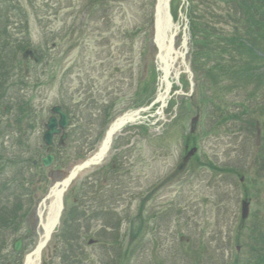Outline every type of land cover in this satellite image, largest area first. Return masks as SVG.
<instances>
[{
    "label": "rangeland",
    "instance_id": "rangeland-1",
    "mask_svg": "<svg viewBox=\"0 0 264 264\" xmlns=\"http://www.w3.org/2000/svg\"><path fill=\"white\" fill-rule=\"evenodd\" d=\"M18 1L22 7H19L16 16L12 18L9 32L20 42L30 40L31 47L28 51L32 54L27 59H22L24 53L18 54L17 59L20 62L22 59L23 67L16 68L15 71L21 70V83H25L20 85L24 89L20 93L25 92L27 98L31 99L33 110L39 112L30 118L31 123H26L27 128L35 127L36 121L39 123L38 131L29 141L31 154H24L27 159L34 160L46 155L44 123L51 116L54 106L65 101L71 105H83L89 99L101 104L115 101L117 110L113 115L117 117L126 111L139 109L135 97L142 85L146 84L156 88L153 100L151 99V105L154 104L141 113L143 119L140 124L130 126H146L147 136L141 129H124L116 136L113 150L104 163L111 165L112 157L116 155L125 157V164L131 165L125 188L128 191L133 187L139 191L146 189L149 183L155 186L174 172L184 155L187 138L191 139L192 145H196L198 152L197 160L189 165L188 172L183 177L184 183L188 181L187 177L190 181L182 202L184 207L189 208V219H184L183 222L180 217H175L152 237L153 248L156 244L161 245L159 251L152 248L132 258L131 254H125L129 239L134 238L127 231V222L123 225L125 234L120 239L123 247L119 249H107L93 243L112 240L104 229L108 228L107 225H112L101 219L83 220L81 228L73 227L75 229L71 231L78 233V238H72L70 232H65L62 223L64 217L66 219L73 208L80 209L82 181L99 169L92 167L82 173L67 191L61 225L44 249L41 264H195L193 254L197 249L204 256V264H248L247 258L251 254L249 245L259 246V238L263 235L261 246H264V117L253 127L240 119L239 122L231 119L218 124L220 119L214 116L213 106L205 101L206 95L211 96L212 89L218 91L217 97L225 95L226 112L239 113L242 120L246 121L247 116L242 115L244 110L240 105L251 102L248 94L253 89L239 85L241 87L225 90L224 84L217 82L210 87L208 83L211 79L205 80L203 70L199 75L195 73L192 40H189L186 52L183 46V34H188L186 30L189 23L182 17L187 15L189 1L182 0L181 7L177 8L178 16L174 19V24L179 30L174 39V49L178 53H186L185 62L191 67L195 90L190 97L189 77L179 58L171 75L174 82L172 92L181 89L184 96L177 93L165 109L161 108V103L154 102L165 88L162 66L158 60L159 49L153 41V17L157 0H114L109 2L107 10L98 8L94 16L91 13L93 7L88 6L89 0ZM180 9L184 10L183 15ZM222 46L226 47L225 44ZM208 65L205 64V68ZM153 68L158 76L151 83ZM150 91L149 89V94ZM1 98L4 96L0 100ZM182 98L187 99L184 110L180 106ZM173 100H177L179 105L171 109L170 103ZM147 105L148 103L140 108ZM65 106L74 114L72 127L68 132L80 120L83 127L80 138H67L61 147H57L58 151H62L61 159L65 165L59 166L55 162L50 170L31 165L27 169L29 174L32 173L30 180L19 179L17 169L6 172L0 170V255H4V258H0V264L10 261L24 263L25 257L35 250L43 236L37 211L49 190L54 187L53 182L64 180L75 165L95 155L101 146L102 140L93 138L102 137L107 129L99 127L104 119H98V112L92 109L89 112L80 106L83 111L76 113L73 111L75 108ZM198 113V129L195 137H189L191 119ZM172 124L176 126L172 127ZM15 138L16 135L12 134L10 139L5 137L1 142L5 143L4 146H10L13 144L12 140L17 141ZM76 138L80 140L78 143L74 142ZM128 140L130 144L126 145L124 142ZM1 142L0 153L6 155L8 152L1 148L4 147ZM127 146L131 147L125 150L124 147ZM10 159L11 163L17 162L15 156ZM210 164L218 169L212 170ZM108 168L104 170L107 171ZM40 172L46 175V182L34 183L35 194L32 196L29 186L26 187L25 184L32 182L33 175L36 182ZM92 177L97 179V174ZM175 185L174 191L179 189L178 184ZM32 187L33 184L30 188ZM123 196L126 198L119 201L118 208L123 209V212L129 205L130 212L136 214L139 202L134 204L130 202L128 195ZM159 197L167 198L166 201L160 199L164 204L173 194L168 190ZM245 200L249 204V213L242 220V202ZM28 234L31 235L24 239ZM22 237L24 242L18 257L13 247L16 240ZM199 264L203 262L200 261Z\"/></svg>",
    "mask_w": 264,
    "mask_h": 264
},
{
    "label": "trees",
    "instance_id": "trees-1",
    "mask_svg": "<svg viewBox=\"0 0 264 264\" xmlns=\"http://www.w3.org/2000/svg\"><path fill=\"white\" fill-rule=\"evenodd\" d=\"M0 0V97L10 89L18 87L16 84H23L21 81H10L12 75H17L14 70L21 68V62L17 59L18 54L23 53L31 47L30 40L20 42L9 32L12 25V18L16 16L19 7H22L18 0ZM114 0H89V7H93L92 15H96L97 9L107 10L109 2ZM121 1V0H116ZM189 7L186 10L189 19V26L192 35L193 57L195 73L210 78L208 85L213 83L224 84V89L249 86L252 92L248 94L249 101L241 103L243 114L247 116L246 121L242 120L239 113L226 112L225 95L217 97L218 91L211 90V96H207L205 101L214 109V116L220 119L218 124L228 120L236 119L238 122H247L249 126L257 125V122L264 117V0H188ZM6 2V4H5ZM182 0H174L172 13L174 18L178 16V9ZM5 4V7L3 6ZM8 6V7H7ZM106 8V9H105ZM178 8V9H177ZM20 11V10H19ZM184 12V10H182ZM92 21V19H90ZM150 22V21H149ZM225 44L226 47H223ZM231 46V48H229ZM11 55L13 56L11 58ZM241 58V59H239ZM208 63H210L208 65ZM207 64V68H205ZM23 67V66H22ZM21 75V73H19ZM157 72L152 70L151 83L156 81ZM27 84V83H26ZM213 87V86H212ZM248 88V87H247ZM149 89L150 94L148 93ZM16 92V88L14 89ZM248 90V89H247ZM156 88L146 84L142 85L140 92H137L135 100L136 106L140 107L151 103L152 96ZM216 95V96H215ZM13 100L16 93H13ZM0 100V110L1 102ZM153 100V99H152ZM18 106L21 109L27 107V102L17 98ZM170 108L179 105L177 100H173ZM181 110L186 109L187 99H181ZM233 105V104H232ZM240 119V120H239ZM17 128H20L21 138L17 145L25 148L28 143L26 130L24 131L23 118H17ZM172 127L176 125L172 124ZM16 128V129H17ZM215 128V126H214ZM145 130V127L141 128ZM80 140L76 138L75 143ZM262 155V154H261ZM12 156H10L11 158ZM16 157V156H15ZM5 155L0 154V166H4L5 160L11 161ZM264 158V154L262 155ZM261 158V159H262ZM14 163H17L14 161ZM211 165V164H210ZM216 170V167L211 165ZM71 220L74 221L77 214L71 213ZM9 220V219H8ZM68 223V222H67ZM66 232V230H65ZM74 234V233H73ZM261 234V233H260ZM262 237V238H261ZM259 246H251V254L247 258L248 264H264L263 235L259 238ZM262 241V242H261ZM264 245V244H263Z\"/></svg>",
    "mask_w": 264,
    "mask_h": 264
},
{
    "label": "flooded vegetation",
    "instance_id": "flooded-vegetation-1",
    "mask_svg": "<svg viewBox=\"0 0 264 264\" xmlns=\"http://www.w3.org/2000/svg\"><path fill=\"white\" fill-rule=\"evenodd\" d=\"M114 111H115V107L113 106L111 108L107 107L106 111L98 113L99 114L98 119L99 120L101 118L104 119V121L99 123L100 128H104L106 126L107 121L112 117ZM70 126L72 127V125L70 124V120H69L66 132L67 130L71 129ZM105 130H106V127H105ZM62 134H64V131L62 132ZM69 134H70V131H69ZM104 137H105V132L102 137L98 136L97 138H93V139H99V138L103 139ZM60 138H61V135L54 139V145H53L52 150L50 151L51 154L56 156V160H59L61 158V153H62V151L57 150V147H61L63 145L61 143ZM67 138H69V135L67 136ZM83 138H88V137L83 136ZM56 139L58 140V142ZM129 142L130 141L128 140V141H125L124 143H126V145H129L130 144ZM188 145L189 143L187 142L186 148H185L186 155L191 150L188 147ZM130 147L127 146V147H124V149L127 150ZM44 150L47 155V149L44 148ZM31 151L32 149L30 148H20L18 151L22 155L21 160H19V163L17 164L18 175L21 178L23 177L29 178L32 175L31 174V175L26 176L28 173L26 172L24 173V166H25L24 161L25 160L23 158V154H31ZM183 157L182 159H184ZM42 158L34 159V162H33L34 167L44 168L42 165ZM195 158L196 156H193L188 160L190 162V163L188 162L189 165L192 162H194ZM123 160H125V157L123 156L122 157L119 155H116L115 157L113 156L112 163H111V169H107V171H105L104 169L108 167L107 165H105L101 167L99 171L96 172L97 179H93L92 177V175L95 173H91L90 175H87L84 178V180L82 181V185H81L80 213L82 216V221L83 220L93 221V220L101 219L104 222L106 221L107 224L109 223L110 225H112V226L107 225L108 228L105 227L104 229L107 232L111 230L112 233L116 235V239L119 242L118 244H113L112 247L117 248V249H119L120 247H123V243L120 239H122L123 234H125L123 232V225L125 222H127L129 224V228L127 230L128 233L130 235H133L134 237H137V240H138L136 241L133 237H131L129 239L130 243L127 244L126 252L129 255L131 254L130 258H132V257H135L136 254L139 252H145V251L152 250L153 248L152 245H154L152 243L153 238L156 236L157 233L161 231L162 227L167 226L169 220L175 217H180L181 220L184 222L185 217L186 218L188 217L189 208L184 207L182 205L183 204L182 202H183L184 194H186L187 189H189L190 181H189V177H187L186 179L188 181L184 183L183 177L186 171L177 172V169H176V171L168 175L165 179H162L161 181H159V183L156 184L155 186L149 183L146 189H141L139 191H136L133 187H130L129 190L127 191L125 188V184H126L125 180H128V179H124V178L129 177L131 165L128 163L125 164ZM126 161H128V158L126 159ZM28 162L29 160H27L26 163ZM50 169L51 168H48V170ZM52 172H55V171L52 170ZM52 172H50V174ZM41 182L42 184H45L44 182H46V175L43 172H40V174H38V179L36 180V182H35V176L33 175L32 182L25 184L26 187L29 186V189H30L29 192L30 193L32 192V196H34L35 194L34 183L39 184ZM32 184H33V187L31 189L30 187ZM53 184L55 187L57 185V182L54 181ZM175 184H178L179 189L174 191L173 190L174 186H177ZM168 190L173 194V197H171V199H169L168 202H165L164 204H162L160 202V199H165L166 201L167 198H160L159 195L167 192ZM49 191L51 192V189ZM123 195H128L127 197L130 199V202H133L134 204L139 202V206H138V210L136 214L135 212H130L131 208L129 205H127V208L123 212H122L123 209L118 208L119 201L120 200L124 201L126 198ZM37 215L39 216L38 213ZM38 222L40 225V220ZM40 230H43L41 226H40ZM30 235L28 234L27 236H25L26 238L24 239H28ZM102 246L108 247V245H102ZM160 248H161V245L156 244L153 250L159 251ZM120 251H123V250H120ZM16 254H18V257H19L21 253L20 254L16 253ZM13 263L18 264L15 262ZM156 263L160 264L158 262Z\"/></svg>",
    "mask_w": 264,
    "mask_h": 264
},
{
    "label": "water",
    "instance_id": "water-1",
    "mask_svg": "<svg viewBox=\"0 0 264 264\" xmlns=\"http://www.w3.org/2000/svg\"><path fill=\"white\" fill-rule=\"evenodd\" d=\"M170 1L171 0H157V5L155 8V19H154V42L156 44V46L159 49V30L161 29L162 26V22L164 20L167 21L168 23V28L169 31H171L172 28H174V33L171 35L170 37V45L173 46V41L174 38L177 34L178 28L174 27L173 24V19L170 13ZM184 48L187 49V44H188V34L184 33ZM158 59L161 62V64L163 65V68H161V71L163 72V79L164 82L166 83V88H165V95L163 97V99H158V101H160L162 103V107H166L167 105V100L170 98V90L172 88V83L170 82L169 78L170 75L172 73V66H168L166 60L162 57L161 55V50L159 49V54H158ZM183 59L184 55H183ZM185 70L186 73L189 75L190 78V83L192 86V89L195 87V83L193 81V73L189 67V65H187L185 63ZM143 110H138L135 112H132L130 114H127L125 116H123L122 118H120L119 120H117L112 127L110 128V130L107 133V136L105 138V140L103 141L102 147L100 148L99 152L93 156L92 158H90L88 161L82 163L81 165H77L71 172V174L69 175V177L64 181L63 183V188L60 190L59 195L64 192L65 188L69 186V184L78 176V174L83 171L86 168H89L90 166H96L99 165L103 159L105 158V156L107 155L111 143H112V139L113 136L115 135V133L117 131H119L124 125H126L127 123L130 122H136L138 121L141 117H140V113ZM54 113L55 114H59L61 116V119L59 122H57L56 118L52 117L47 125H46V133L44 135V142L47 146H51L52 144V140L53 137L55 135H57L60 130L57 129V126L59 125L61 129H64L67 125V119L66 116L62 113L61 109L55 108L54 109ZM199 120V116H196L193 120H192V128H191V132L195 131V127L198 123ZM43 164L45 167H49L51 166V164L54 161V157L53 156H47L46 158H44L43 160ZM248 215V204L247 202L243 203V208H242V218L245 219ZM59 217H60V213L58 215V218L55 221V224L53 225L51 231L46 235L45 238V242L40 246V248L36 251L37 254H39L43 248V246H45V244L47 243V241L50 239V236L55 228V226H57V224L59 223ZM21 247V241L17 242L15 245V250L18 251Z\"/></svg>",
    "mask_w": 264,
    "mask_h": 264
},
{
    "label": "bare ground",
    "instance_id": "bare-ground-1",
    "mask_svg": "<svg viewBox=\"0 0 264 264\" xmlns=\"http://www.w3.org/2000/svg\"><path fill=\"white\" fill-rule=\"evenodd\" d=\"M170 35H169V28L168 23L166 20L162 22L161 29L159 30V49L161 50L162 57L166 60L167 65H172L174 63H177V60L180 56V53L176 52L173 46L170 45ZM58 188L53 189L51 192V201L50 203L43 204V207H45L46 213L40 209L39 211V220H40V226L43 229V233L50 231L55 216L57 215L59 211V199L55 198L54 194L57 193ZM48 211V212H47ZM42 239H44V236H42ZM42 261V254L41 255H34L27 264H40Z\"/></svg>",
    "mask_w": 264,
    "mask_h": 264
}]
</instances>
